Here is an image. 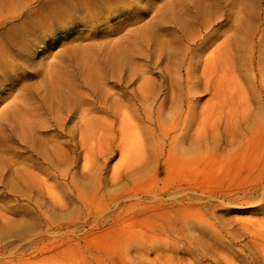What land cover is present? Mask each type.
<instances>
[{
    "label": "rangeland",
    "instance_id": "1",
    "mask_svg": "<svg viewBox=\"0 0 264 264\" xmlns=\"http://www.w3.org/2000/svg\"><path fill=\"white\" fill-rule=\"evenodd\" d=\"M102 1L0 0V110L72 96L0 137V264H264V0Z\"/></svg>",
    "mask_w": 264,
    "mask_h": 264
},
{
    "label": "bare ground",
    "instance_id": "2",
    "mask_svg": "<svg viewBox=\"0 0 264 264\" xmlns=\"http://www.w3.org/2000/svg\"><path fill=\"white\" fill-rule=\"evenodd\" d=\"M100 1H102V0H100ZM103 2V1H102ZM19 16V15H18ZM1 53V52H0ZM9 57V56H8ZM6 58H4L3 57V55L1 54V58H0V60H5ZM5 62H7V61H5ZM8 64H9V61L7 62ZM6 63V64H7ZM2 65V64H1ZM0 65V66H1ZM3 66V65H2ZM11 66V65H10ZM9 67V66H8ZM10 68V67H9ZM6 69V68H5ZM4 69V70H5ZM8 70H6V71H3V68L2 69H0V86L1 85H5V83H6V81L10 78V75L9 74H11L9 71L7 72ZM98 71V70H97ZM13 75V74H12ZM96 76V75H95ZM54 76H53V74H50V76H49V78H50V80H51V82L49 83V92H51L52 94H53V96H56L59 92L57 91V90H60L59 89V87H57V84L56 83H58L59 82V80H58V82L57 81H54V78H53ZM55 78H56V76H55ZM96 80H98V79H96ZM86 81V80H85ZM63 82V81H62ZM61 82V83H62ZM88 82V81H87ZM101 82V81H100ZM89 84V83H88ZM97 84V83H96ZM96 84H93V85H95L96 86ZM60 85V84H59ZM92 85V84H91ZM91 85H89V88H90V86ZM67 88V87H66ZM95 88V87H94ZM93 88V89H94ZM45 90V92H47V88H44ZM92 89V90H93ZM51 90V91H50ZM61 90H64V89H62V87H61ZM61 90H60V92H61ZM94 91H96V90H94ZM93 91V92H94ZM56 92H57V94H56ZM71 92V91H70ZM44 93V92H43ZM67 93H69V92H67ZM97 93V92H96ZM61 94V93H60ZM70 94H72V93H70ZM59 95V94H58ZM57 95V96H58ZM65 95L66 94H64L63 95V93H62V100H61V98H60V96L58 97V101H60V102H62L63 104V108L62 109H60V110H56V108H53V110H52V116H50V117H46L45 116V112H41V111H39V110H41V108H45L44 106L43 107H38V106H35L34 107V105H33V103L28 99L30 96L29 95H27V96H29V97H25V98H19L17 101H15V102H13V103H11V104H9V105H7V106H5L3 109H1L0 110V137L1 136H7V134H5V132L6 131H9L10 129H11V131H13V128H14V131L16 130V128H17V132L16 133H18L17 135H19L18 137H17V135L15 136V137H17L18 139H19V141L20 142H22L26 147H27V149H34V145H35V143L37 142V144L38 143H40V141H41V139H43V138H41L42 136H41V131H43V130H45V129H48L50 126H56V127H58V128H60V129H62L63 128V125H64V122L66 121V118H67V114L68 113H70L69 111H70V101H72V96H70L71 97V100H68L69 98H68V94L66 95L67 97H65ZM64 96V97H63ZM32 97V96H31ZM18 98V97H17ZM45 98H46V96H45ZM65 98H67V99H65ZM32 99V98H31ZM34 100V99H33ZM45 100H47V99H45ZM43 103V102H42ZM42 103H40V104H42ZM74 106V105H73ZM45 109H47V108H45ZM44 110V109H43ZM48 110V109H47ZM47 110H44V111H46L47 112ZM65 111V112H64ZM48 113V112H47ZM67 113V114H66ZM8 114H10L9 116H12L11 117V119L8 117ZM64 114V115H63ZM66 115V116H65ZM83 119H84V117H83ZM247 119V118H246ZM2 121L5 123V124H2L1 125V123H2ZM85 122V126H87V123H89L88 121H86V120H84ZM83 123V124H84ZM8 124V125H7ZM245 124V123H244ZM89 125H90V123H89ZM6 126H8L7 128H10L9 130H7V129H5V127ZM82 126H84V125H82ZM62 127V128H61ZM90 128V127H89ZM88 127H86V129H89ZM83 129H85V128H83ZM86 129H85V134L87 133V131H86ZM6 130V131H5ZM10 131V133H12ZM6 133H8V132H6ZM10 133H8V134H10ZM14 133V132H13ZM16 133H14V134H16ZM20 133V134H19ZM11 135V134H10ZM7 138V137H6ZM82 139V138H81ZM85 139V138H84ZM199 139H200V135H196L195 136V139H194V142H195V144H196V142L197 143H200V141H199ZM46 141H47V139H46ZM83 141V140H82ZM43 144H45V143H43ZM42 144V141H41V145H43ZM47 144H49L50 145V143H47ZM83 144V143H82ZM176 144H177V140L174 142V145L173 146H171V148H172V151L174 152L177 148H179L178 146L176 147ZM53 145H56L57 146V142H55V144L53 143ZM48 146V145H47ZM62 146V145H61ZM60 145L59 146H57V147H55L54 148V150L55 149H62V150H66L68 147H66V148H63V147H61ZM196 146H198V144L196 145ZM59 147V148H58ZM61 147V148H60ZM36 148H37V146L35 147V150H33L34 152L36 151L37 152V150H36ZM41 148V147H40ZM43 148V147H42ZM50 149H51V153L52 152H54V153H52V154H55L56 155V157H55V159L56 158H58L59 156H58V154L60 155V153H58L57 154V152L58 151H54V150H52V146L51 147H49ZM31 150V151H32ZM32 151V152H33ZM40 151V150H39ZM59 151H61V150H59ZM67 151H69L70 152V149H67L65 152H66V155H65V157L66 156H68L69 154L67 153ZM177 151V150H176ZM198 151H199V149H197V147L196 148H194L193 149V152L194 153H198ZM50 152V151H49ZM64 152V151H63ZM40 154H41V152H40ZM61 154H63V153H61ZM68 154V155H67ZM55 155H51L53 158H54V156ZM63 155V156H64ZM58 156V157H57ZM58 159H63L64 160V158H61V157H59ZM65 159H67V157L65 158ZM70 160H71V158H70ZM70 160L68 159V161L66 160L65 162L66 163H69L70 162ZM69 165V164H68ZM51 166H49V168H50ZM85 167V166H84ZM51 168H53V167H51ZM70 169V168H69ZM52 170V169H51ZM27 171V170H26ZM55 171V170H54ZM69 171V170H68ZM27 173V172H26ZM48 174L50 173V172H47ZM68 173V172H67ZM24 174V173H23ZM31 174V173H30ZM51 174V173H50ZM26 175V174H25ZM29 175V174H28ZM68 175V174H67ZM48 176V175H47ZM51 176V175H50ZM25 177V176H24ZM23 177V178H24ZM31 177V179H34V177L32 176V175H29V178ZM55 176H53L52 178H54ZM22 178V180H24ZM51 178V179H52ZM56 178V177H55ZM25 181V180H24ZM25 182H28V180H26ZM29 184H31V183H29ZM33 185V184H32ZM37 190H39V189H37ZM38 192H40V191H38ZM2 220H4V219H2ZM262 236H264V234L262 235Z\"/></svg>",
    "mask_w": 264,
    "mask_h": 264
}]
</instances>
